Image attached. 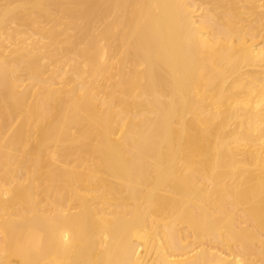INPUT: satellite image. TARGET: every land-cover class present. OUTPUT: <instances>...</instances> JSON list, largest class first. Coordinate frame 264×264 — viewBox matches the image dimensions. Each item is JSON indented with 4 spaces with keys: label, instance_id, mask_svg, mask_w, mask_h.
<instances>
[{
    "label": "bare ground",
    "instance_id": "1",
    "mask_svg": "<svg viewBox=\"0 0 264 264\" xmlns=\"http://www.w3.org/2000/svg\"><path fill=\"white\" fill-rule=\"evenodd\" d=\"M0 264H264V0H0Z\"/></svg>",
    "mask_w": 264,
    "mask_h": 264
}]
</instances>
